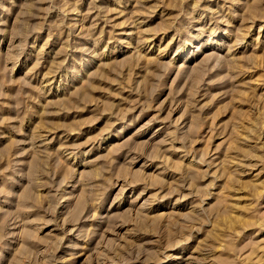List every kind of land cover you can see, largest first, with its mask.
Returning a JSON list of instances; mask_svg holds the SVG:
<instances>
[{"label":"rangeland","instance_id":"374dc122","mask_svg":"<svg viewBox=\"0 0 264 264\" xmlns=\"http://www.w3.org/2000/svg\"><path fill=\"white\" fill-rule=\"evenodd\" d=\"M0 264H264V0H0Z\"/></svg>","mask_w":264,"mask_h":264}]
</instances>
